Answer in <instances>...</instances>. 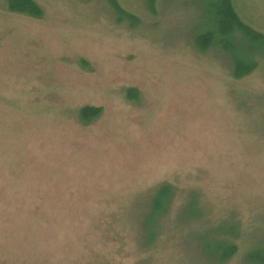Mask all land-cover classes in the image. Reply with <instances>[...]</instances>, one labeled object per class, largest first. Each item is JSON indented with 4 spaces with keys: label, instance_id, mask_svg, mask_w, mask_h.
I'll use <instances>...</instances> for the list:
<instances>
[{
    "label": "rangeland",
    "instance_id": "rangeland-1",
    "mask_svg": "<svg viewBox=\"0 0 264 264\" xmlns=\"http://www.w3.org/2000/svg\"><path fill=\"white\" fill-rule=\"evenodd\" d=\"M19 1L0 0V264H260L264 40L219 30L215 0ZM229 1L264 35V0Z\"/></svg>",
    "mask_w": 264,
    "mask_h": 264
},
{
    "label": "trees",
    "instance_id": "trees-1",
    "mask_svg": "<svg viewBox=\"0 0 264 264\" xmlns=\"http://www.w3.org/2000/svg\"><path fill=\"white\" fill-rule=\"evenodd\" d=\"M16 1V2H15ZM13 3L15 4H18V2L20 3L19 0H12ZM152 2H154V0H152ZM214 10L217 12V18H216V22L219 26V30L224 27L223 25L227 22V20L230 22H235L238 24V30L237 32L240 33L245 39H250L251 41H249V43L251 44H257L259 46H263V40H264V35L260 34V35H248L246 34L248 32V27L242 25L240 22H238V19L232 9V6H231V2L229 0H215L214 2ZM211 3V5H212ZM26 6V5H25ZM36 6V5H35ZM36 9H37V6H36ZM28 12L30 13H34L36 12L35 11V8L33 6V2H28ZM241 31V32H240ZM214 32V31H213ZM213 32H206V35H208L206 37L201 35L200 37L202 38L203 40V43H206L207 41L210 40V36L213 35ZM216 33L219 34V31H216ZM222 37V36H221ZM250 46V45H249ZM252 48V46H250ZM247 69H250L248 68L247 66ZM99 111H100V108H94V107H86V108H83L82 110V115L84 117H91V116H96L99 114ZM219 244V248L222 249V254L221 256H224V257H229L230 255H232V253L235 252V250L237 249L235 244L232 243L230 244L229 242H220L218 243ZM248 258L250 260H253L257 263H260V264H264V249L262 250H255L253 252H251L248 256Z\"/></svg>",
    "mask_w": 264,
    "mask_h": 264
}]
</instances>
